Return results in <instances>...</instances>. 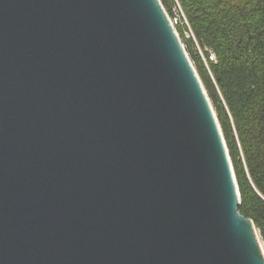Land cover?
I'll return each instance as SVG.
<instances>
[{
	"label": "water",
	"instance_id": "water-1",
	"mask_svg": "<svg viewBox=\"0 0 264 264\" xmlns=\"http://www.w3.org/2000/svg\"><path fill=\"white\" fill-rule=\"evenodd\" d=\"M214 112L160 0H0V264H264Z\"/></svg>",
	"mask_w": 264,
	"mask_h": 264
},
{
	"label": "trees",
	"instance_id": "trees-1",
	"mask_svg": "<svg viewBox=\"0 0 264 264\" xmlns=\"http://www.w3.org/2000/svg\"><path fill=\"white\" fill-rule=\"evenodd\" d=\"M160 1L169 16L178 7L185 16L176 32L218 119L239 212L264 242V0Z\"/></svg>",
	"mask_w": 264,
	"mask_h": 264
},
{
	"label": "built area",
	"instance_id": "built-area-1",
	"mask_svg": "<svg viewBox=\"0 0 264 264\" xmlns=\"http://www.w3.org/2000/svg\"><path fill=\"white\" fill-rule=\"evenodd\" d=\"M182 19L184 18L180 11L175 12L174 15L169 17L170 23L172 24L173 27H175L177 24L182 22Z\"/></svg>",
	"mask_w": 264,
	"mask_h": 264
},
{
	"label": "rangeland",
	"instance_id": "rangeland-1",
	"mask_svg": "<svg viewBox=\"0 0 264 264\" xmlns=\"http://www.w3.org/2000/svg\"><path fill=\"white\" fill-rule=\"evenodd\" d=\"M178 11H180L181 13H182V15H183V18H185V16H184V14H183V12H182V10H181V8L180 7H178V9H177ZM168 14V13H167ZM169 15V14H168ZM174 15V14H173ZM172 16V15H171ZM170 17V16H169ZM185 22V21H184ZM180 37V36H179ZM186 37H188V35H186ZM181 39V38H180ZM181 41H182V39H181ZM182 43H183V41H182ZM183 46H184V49L186 50V52H187V47H186V44L185 43H183ZM199 49V48H198ZM187 54H188V52H187ZM189 55V54H188ZM213 59H214V56H211ZM190 60H191V58H190ZM191 62H192V64H193V66H194V68H195V70L197 71V69H196V65H195V63L191 60ZM212 105V104H211ZM258 237H259V235H258ZM259 243H260V245H261V247H262V249H263V252H264V242L260 239V237H259Z\"/></svg>",
	"mask_w": 264,
	"mask_h": 264
},
{
	"label": "bare ground",
	"instance_id": "bare-ground-1",
	"mask_svg": "<svg viewBox=\"0 0 264 264\" xmlns=\"http://www.w3.org/2000/svg\"><path fill=\"white\" fill-rule=\"evenodd\" d=\"M211 103V102H210ZM213 108V107H212ZM215 113V112H214ZM216 115V114H215ZM262 248V247H261Z\"/></svg>",
	"mask_w": 264,
	"mask_h": 264
}]
</instances>
